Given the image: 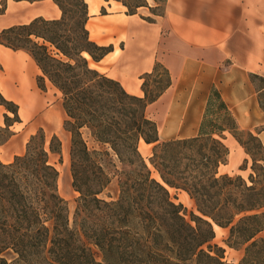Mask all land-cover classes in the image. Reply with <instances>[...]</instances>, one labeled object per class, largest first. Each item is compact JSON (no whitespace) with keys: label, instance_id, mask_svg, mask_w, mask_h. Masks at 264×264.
I'll return each instance as SVG.
<instances>
[{"label":"trees","instance_id":"trees-1","mask_svg":"<svg viewBox=\"0 0 264 264\" xmlns=\"http://www.w3.org/2000/svg\"><path fill=\"white\" fill-rule=\"evenodd\" d=\"M54 1L62 11L59 18L38 16L6 27L0 30V42L27 50L42 70L39 86L45 89L48 79L61 91L64 128L71 133L73 186L80 195L71 224L67 201L58 192L59 171L50 161L51 153L62 150L57 134L47 146L40 128L23 154L8 163L0 159V264H17L46 251L65 264H227L225 247L213 242L214 223L229 228V246L248 243L238 264H264V237L259 236L264 229V186H257L253 173L255 164L264 170V156H253L219 90L211 91L199 135L160 140L146 107L170 84L168 70L155 65L168 74L159 90L151 93L144 81L143 96L129 93L119 80L91 66L86 56L99 61L113 48L90 37L88 2ZM122 2L129 13L147 4ZM6 5L3 0L0 14ZM0 103L13 112L0 125L2 144L13 134L10 126L21 119L18 104L1 92ZM227 130L253 156L247 178L218 174L229 154ZM247 134L264 151L259 138ZM141 139L154 143L150 162L163 181L152 176L139 150ZM247 164L248 159L241 168ZM114 179L118 195L101 196ZM167 185L187 191L201 214L190 211L187 218L186 206L174 200Z\"/></svg>","mask_w":264,"mask_h":264},{"label":"crops","instance_id":"crops-1","mask_svg":"<svg viewBox=\"0 0 264 264\" xmlns=\"http://www.w3.org/2000/svg\"><path fill=\"white\" fill-rule=\"evenodd\" d=\"M6 1L0 30L38 16L52 19L62 14L54 0ZM86 1L90 37L113 46L99 61L86 53L91 66L140 96L145 94L144 76L153 72L157 62L168 70L170 84L146 107L157 123L160 140L199 135L211 91L217 88L238 128L255 134L264 148V0H165L163 15L154 21L144 16L152 15L155 0H147L135 13L127 12L120 0ZM40 74L27 50L0 42V92L18 104L21 119L10 126L11 137L0 144L3 162L25 152L29 137L40 127L31 125L33 119L57 120L53 111L40 116L47 109L46 92L38 84ZM48 83L54 86L47 79ZM6 113L13 116L0 103L1 126L6 125ZM224 143L229 154L219 172L242 174L241 166L249 158L245 146L228 130ZM261 163L264 166V158Z\"/></svg>","mask_w":264,"mask_h":264},{"label":"rangeland","instance_id":"rangeland-1","mask_svg":"<svg viewBox=\"0 0 264 264\" xmlns=\"http://www.w3.org/2000/svg\"><path fill=\"white\" fill-rule=\"evenodd\" d=\"M120 1L122 2V0ZM126 1L135 5L140 0H126ZM2 2L3 0L1 1V3ZM164 2L165 0H155L156 4H154V6L151 7L152 15L144 16V17H146L148 20L154 21L156 16L163 15ZM144 81H146V84H147L146 88L151 93H153L166 85L168 81V74L166 70L164 69V67L158 66L156 69L153 70V72H151V74L145 75ZM44 91L46 92V97H47V102H46L47 109L40 116H43L45 114L47 115L49 111H53V113L56 115L57 120L53 121V120L46 119L45 121H43L40 117L38 122L36 118L33 119L31 121L32 123L31 125H34V127H38V125H40V127L36 130L37 133L40 128L44 130V134L46 135V145L47 146L50 143L51 138L54 134H57L62 141L61 153H51L50 161L56 166V168L59 171V176H58L59 179L57 181L58 192L60 196H62L67 201V205L69 208V217H70V221L72 224L75 211H76V207H77V198L80 195V192L76 190L73 186V176H72V171H71V157H70L71 133L64 128V120L66 118V112L64 110L63 103H62L63 100H62L61 91H59L57 88L52 86L50 83L46 84V88L44 89ZM214 111L216 112L219 111L217 105L214 106ZM221 118H223V116ZM223 120H224V123L227 122L226 119H223ZM241 136L243 140L249 146V149L252 151L254 157L260 158L264 156V151L259 146V142L256 139L249 136L245 131L241 133ZM87 138H88L89 145L93 146L94 144L93 140L90 137H87ZM27 143H26V147H27ZM143 147L145 146L143 145ZM146 147L148 150V154L144 155L143 152L140 150V142H139V150L141 151V153L146 158L149 164L150 156L152 155V146H146ZM190 150L191 149H187L186 151L190 153ZM253 156L249 154L247 169H245V171L242 172L245 178L249 176V173L252 170L251 166L253 163V158H252ZM224 158H226V154L224 155ZM150 164L151 165L149 166L151 168L152 176L157 178V173L159 172L156 170V168L153 166L151 162ZM254 167L255 169L253 170V173L255 175L257 186L258 187H261L262 185L264 186V170H262L259 164H255ZM66 174H67V177H66ZM218 174H221V173H218ZM62 175L64 178L62 177ZM62 180L64 181L62 182ZM61 182L63 183L62 186H60ZM248 182H249V185L252 184L250 177L248 179ZM186 192L187 191H185L184 189H180V188L171 187L170 189V193L172 197L174 198V200L176 202H182L186 206L188 210L187 218H190V214H189L190 211H194L197 214H201L196 206L195 200L190 195L189 197L187 195L189 193L188 192L186 193ZM118 193H119L118 182L116 179H114L113 182L105 189V191L101 193V196L110 199L111 197L109 195L117 196ZM207 218L211 220L210 217H207ZM215 232H216V236L213 242L218 243V245L224 246L226 249L224 260L227 262V264L228 263L238 264L244 255L245 247L248 243L241 244L237 248L231 247L226 242V239L228 238V235H229L228 227H220V226L216 227ZM259 236L264 237V229L259 233ZM47 252L48 251H46V253H43L41 255L39 254L32 255L27 260L20 261L17 264H65L61 261H56L55 256L52 253H49V252L47 253ZM12 260H13V257H12V254H10L9 261H12Z\"/></svg>","mask_w":264,"mask_h":264},{"label":"bare ground","instance_id":"bare-ground-1","mask_svg":"<svg viewBox=\"0 0 264 264\" xmlns=\"http://www.w3.org/2000/svg\"><path fill=\"white\" fill-rule=\"evenodd\" d=\"M146 144H147V143H146ZM146 144H145L144 139H141V140H140V150L143 152L144 155L148 154V150H147V147H146V146H148V145H146ZM143 145H144L145 147H143ZM150 145H151V144H150ZM149 151H150V150H149ZM149 165H151L150 162H149ZM64 171H65V170H64ZM60 173H61V172H60ZM62 177H63V175H62ZM66 177H67V174H66ZM63 178H64V177H63ZM157 178H158L159 180L163 181L162 178L160 177L159 173H157ZM58 179H59V178H58ZM61 179H62V178H61ZM63 181H64V180H62V182H63ZM59 182H60V181H59ZM62 182H61V185H60V186H62V184H63ZM167 187H168L169 189H171V187H170L169 185H167ZM186 193H187V192H186ZM187 195H188V194H187ZM189 197H190V196H189ZM214 226H215V228H216V227H219V225H217V224H215ZM220 227H221V226H220ZM217 229H218V228H217ZM219 230H220V229H219ZM216 232H217V231H216Z\"/></svg>","mask_w":264,"mask_h":264}]
</instances>
